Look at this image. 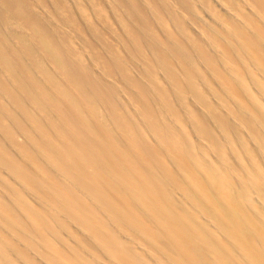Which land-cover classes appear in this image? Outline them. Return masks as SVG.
<instances>
[{"label": "bare ground", "instance_id": "bare-ground-1", "mask_svg": "<svg viewBox=\"0 0 264 264\" xmlns=\"http://www.w3.org/2000/svg\"><path fill=\"white\" fill-rule=\"evenodd\" d=\"M0 264H264V0H0Z\"/></svg>", "mask_w": 264, "mask_h": 264}]
</instances>
